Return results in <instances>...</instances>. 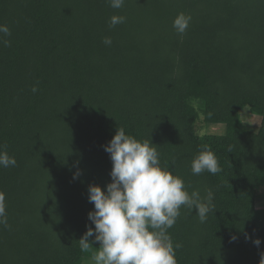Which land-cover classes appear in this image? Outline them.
Wrapping results in <instances>:
<instances>
[{"label": "trees", "instance_id": "16d2710c", "mask_svg": "<svg viewBox=\"0 0 264 264\" xmlns=\"http://www.w3.org/2000/svg\"><path fill=\"white\" fill-rule=\"evenodd\" d=\"M180 12L192 18L182 36ZM113 15L125 22L109 27ZM0 24L11 31L0 43V150L16 160L0 167L10 226L0 225V264L90 260L78 242L94 228L88 186L111 182L103 146L120 127L150 140L189 193H214L204 223L182 207L167 230L177 264H264V0H0ZM245 111L257 130L242 127ZM200 116L225 133L199 135ZM205 145L222 171L194 175Z\"/></svg>", "mask_w": 264, "mask_h": 264}, {"label": "clouds", "instance_id": "9594fccd", "mask_svg": "<svg viewBox=\"0 0 264 264\" xmlns=\"http://www.w3.org/2000/svg\"><path fill=\"white\" fill-rule=\"evenodd\" d=\"M107 3L113 9H120L125 0H107ZM125 19L113 15L109 27L124 23ZM191 19L190 15L178 13L172 24L176 33L185 34ZM9 36V27L0 24V43L5 47L10 46V41L4 37ZM103 43L110 46L112 40L104 37ZM31 91L35 93L37 88L33 86ZM103 147L112 163L111 182L103 189L96 184L88 186V200L94 205L88 219L94 228L88 227L78 240L80 250L92 252V264H177L175 250L181 245L173 244L167 230L175 224L182 207L191 212L195 209L199 221L204 223L216 210L213 191L206 189L204 195L198 190L189 193L182 178L173 175L167 167H161L157 147L150 140H137L122 127L117 128ZM15 165V158L6 150H0V167ZM191 171L194 175L205 171L215 175L222 169L215 154L205 145L192 159ZM0 225L10 227L2 191ZM90 238L99 244L95 251H92ZM254 243L259 245L260 240Z\"/></svg>", "mask_w": 264, "mask_h": 264}, {"label": "rangeland", "instance_id": "374dc122", "mask_svg": "<svg viewBox=\"0 0 264 264\" xmlns=\"http://www.w3.org/2000/svg\"><path fill=\"white\" fill-rule=\"evenodd\" d=\"M202 118L200 116L199 120L197 121V133L199 135L203 134H211V135H222L225 133V126L222 124H216V125H206L201 121ZM241 125L247 130L255 131L257 130L259 123H260V117L250 114L249 112L245 111L241 113ZM258 199L256 202L257 208H264V190H261L258 192ZM86 264H92L91 259L86 262Z\"/></svg>", "mask_w": 264, "mask_h": 264}]
</instances>
